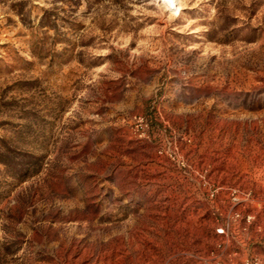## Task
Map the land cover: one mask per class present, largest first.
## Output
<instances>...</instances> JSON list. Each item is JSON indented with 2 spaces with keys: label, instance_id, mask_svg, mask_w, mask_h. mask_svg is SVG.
Masks as SVG:
<instances>
[{
  "label": "rangeland",
  "instance_id": "374dc122",
  "mask_svg": "<svg viewBox=\"0 0 264 264\" xmlns=\"http://www.w3.org/2000/svg\"><path fill=\"white\" fill-rule=\"evenodd\" d=\"M169 3L0 0V264H264L157 152L253 187L264 222V0Z\"/></svg>",
  "mask_w": 264,
  "mask_h": 264
},
{
  "label": "built area",
  "instance_id": "2783aa9c",
  "mask_svg": "<svg viewBox=\"0 0 264 264\" xmlns=\"http://www.w3.org/2000/svg\"><path fill=\"white\" fill-rule=\"evenodd\" d=\"M132 121L138 136L148 137L146 135L149 129L148 116L136 114ZM182 139L190 148L195 144V139L190 134L184 135ZM174 143L173 147L171 144L168 147L164 144L157 145V152L159 155L167 156L179 168L190 199L213 201L221 198L230 205L228 213L220 212L224 222L216 228L217 233L228 236V232L232 229L234 238L239 243L252 240L264 242V222L258 219V214H262V199L258 197L256 190L238 183L226 184L216 181L212 177L210 163H198L189 153L183 152L177 142ZM262 164L264 166V162ZM252 263L261 264V260L255 258ZM218 264L224 263L218 262Z\"/></svg>",
  "mask_w": 264,
  "mask_h": 264
},
{
  "label": "bare ground",
  "instance_id": "6f19581e",
  "mask_svg": "<svg viewBox=\"0 0 264 264\" xmlns=\"http://www.w3.org/2000/svg\"><path fill=\"white\" fill-rule=\"evenodd\" d=\"M170 3L169 4H172L174 2V0H168Z\"/></svg>",
  "mask_w": 264,
  "mask_h": 264
}]
</instances>
